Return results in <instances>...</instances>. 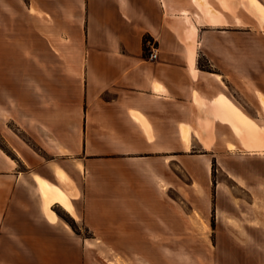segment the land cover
<instances>
[{
  "label": "crops",
  "instance_id": "crops-1",
  "mask_svg": "<svg viewBox=\"0 0 264 264\" xmlns=\"http://www.w3.org/2000/svg\"><path fill=\"white\" fill-rule=\"evenodd\" d=\"M263 40L261 0H0V119L21 133L14 157L0 146V231L56 242L36 176L66 199L83 244L177 245L178 187L216 191L214 164L249 201L225 211L256 213L264 62L247 55Z\"/></svg>",
  "mask_w": 264,
  "mask_h": 264
},
{
  "label": "rangeland",
  "instance_id": "rangeland-1",
  "mask_svg": "<svg viewBox=\"0 0 264 264\" xmlns=\"http://www.w3.org/2000/svg\"><path fill=\"white\" fill-rule=\"evenodd\" d=\"M249 44L259 45L260 41L248 37ZM247 60L264 62V53H248ZM20 136L12 120L0 119V146L8 155L14 157L15 140ZM213 168L216 191L208 196L197 185L192 188L196 192L178 187L177 245L108 246L94 241L83 244L82 238L90 235L81 221L62 204H55V221L49 220L42 206L39 221L50 227L42 235L55 237L56 242L38 247L19 245L15 231H0V264H114L115 258L121 264H264V197L255 196L254 192L252 207L256 213L226 212L228 205H235L238 211L241 192L224 177L219 164ZM248 202L242 201L241 205L249 206Z\"/></svg>",
  "mask_w": 264,
  "mask_h": 264
},
{
  "label": "bare ground",
  "instance_id": "bare-ground-1",
  "mask_svg": "<svg viewBox=\"0 0 264 264\" xmlns=\"http://www.w3.org/2000/svg\"><path fill=\"white\" fill-rule=\"evenodd\" d=\"M57 174L61 177V179L66 180L67 177L65 176V174L61 171V170H57ZM36 179L39 183V186L41 188L42 191V195L46 201L47 205H53L57 202L62 203V205L66 208L71 210L70 205L68 204V202L66 201V199L60 194V192L52 187L51 185H49L47 182H45L43 179L39 178L36 176ZM114 264H121L117 261V259H114Z\"/></svg>",
  "mask_w": 264,
  "mask_h": 264
},
{
  "label": "built area",
  "instance_id": "built-area-1",
  "mask_svg": "<svg viewBox=\"0 0 264 264\" xmlns=\"http://www.w3.org/2000/svg\"><path fill=\"white\" fill-rule=\"evenodd\" d=\"M146 44L148 46V58L156 59L158 56V51L155 43L151 40H146Z\"/></svg>",
  "mask_w": 264,
  "mask_h": 264
},
{
  "label": "trees",
  "instance_id": "trees-1",
  "mask_svg": "<svg viewBox=\"0 0 264 264\" xmlns=\"http://www.w3.org/2000/svg\"><path fill=\"white\" fill-rule=\"evenodd\" d=\"M55 204H58V203H55ZM51 210H52V206H51Z\"/></svg>",
  "mask_w": 264,
  "mask_h": 264
}]
</instances>
